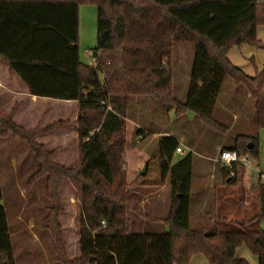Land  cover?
I'll list each match as a JSON object with an SVG mask.
<instances>
[{"label": "trees", "instance_id": "trees-1", "mask_svg": "<svg viewBox=\"0 0 264 264\" xmlns=\"http://www.w3.org/2000/svg\"><path fill=\"white\" fill-rule=\"evenodd\" d=\"M153 1L166 7L162 17L149 12L127 21L118 17L115 25L104 0H0V59L9 63L32 94L78 102L81 164L77 169L52 166L62 176L82 182L79 260L82 264H190L195 255L203 254L211 264H249L237 256V249L247 246L259 264H264V182L259 181L257 210L247 222L232 221L240 223L239 227L211 233L204 227L193 228V152L176 159L179 140L174 135L162 136L158 142L162 177L170 176L171 182V205L164 220L171 229L146 234L129 230L125 177L118 176L123 169L131 97H150L168 107L193 111L214 129L228 131L230 128L214 118V108L229 77L247 89L254 101L256 125L264 127V67L250 76L228 56L233 45L260 44L257 26L264 24V0ZM80 2L98 6V45L91 64L80 57ZM108 2L117 6L116 0ZM155 31L162 37L171 35V41L157 43ZM139 36L146 38L145 47L139 44ZM177 41L196 46L184 103L175 97L174 72L165 64ZM127 54L129 60L124 59ZM9 116L10 129L27 136V129L15 120L13 112ZM146 135L143 129L137 131L142 139ZM236 135L234 143L222 149L258 159L259 132ZM42 146L34 143L36 149ZM221 168L229 183L236 184L238 166ZM232 171L234 176H230ZM0 264H16L7 213L1 203Z\"/></svg>", "mask_w": 264, "mask_h": 264}, {"label": "rangeland", "instance_id": "rangeland-1", "mask_svg": "<svg viewBox=\"0 0 264 264\" xmlns=\"http://www.w3.org/2000/svg\"><path fill=\"white\" fill-rule=\"evenodd\" d=\"M108 1L104 0L107 3L105 7L115 25L118 17H125L126 21L133 20L139 14L142 16L148 12L162 17L167 10L166 7L156 6L153 0H138L132 5L125 3L126 0H116V7L109 5ZM79 14L80 57L85 64H91L94 62L93 50L98 45V6L91 2H80ZM161 17L158 16V19ZM146 23L154 30V25L152 26L148 21ZM153 37L157 39V43L162 42L161 40L168 43L172 39L171 35L162 37L159 31H155ZM139 38L142 41L139 44L145 47L146 38L141 36ZM257 38L259 45L254 43L233 45L228 53L232 63L250 76H255L264 67V24L257 26ZM195 52L194 43L177 41L171 47L169 62L166 63L165 60L166 66L170 64L174 72V92L184 102L187 99ZM130 58L129 54L124 57L128 60ZM3 75L6 76L0 69V76L4 79ZM4 83L8 84V81L4 79ZM8 87L15 92L23 89L20 83L16 84L12 81L9 82ZM1 88L4 89L1 90ZM14 94L16 93L6 86H0V183L2 187L0 203L7 213L16 264H70L69 262L82 264L79 260L81 257L80 227L83 194L80 188L82 182L62 176L52 166L79 168L82 157L78 140L75 138L76 131L79 132L78 116L76 113L71 115L72 103L61 100L46 101L37 110L23 108L20 110L22 111L20 120L26 123L22 126L28 133L24 137L20 131L10 129V109L15 101L19 102ZM165 108L161 103L148 98H136L131 108L133 124L130 121L128 125L127 148H130L129 151L136 152V155L131 157L129 153L124 155L121 165L123 169L118 176L125 177L123 191L127 192L126 202L130 206V209L126 211V216L130 219L129 230L146 234L171 229L164 223L172 199L170 176L163 179L158 161L160 155L158 142L162 137L159 133L168 129L185 137L186 142L183 143L189 146V152H193L195 165L192 182L194 194L191 226L204 227L209 233L218 231L217 229L221 231L239 227L240 223H234L222 216L218 219L217 208L213 203L206 208L211 212V216L206 217L205 210L197 203L196 192L201 183L200 161L203 159L209 162L207 170L212 166L216 171L215 188L217 186L233 187L222 172V165L216 161L220 152L217 150L216 143L224 141V146H231L237 136L236 133L244 129H247L248 134L259 132L260 155L258 159L252 158L258 165V169L264 172V127L258 128L256 125L252 97L244 86L237 85L229 77L226 79L214 108V118L223 126L230 128V132L222 131L223 135L215 130L210 122L201 121L198 118L194 121L187 120V122L182 119L172 121ZM14 118L16 120L15 116ZM139 129H143L147 134L141 141H138L137 136ZM207 130L211 132V135L202 143L197 142L196 133L207 134ZM218 135L221 136L220 139ZM34 143L37 146H43L36 149ZM197 143H199L198 146ZM145 152L149 157L147 162L144 160L145 156L143 157ZM137 153H140L142 158H138ZM145 164H148V172L146 175H141L140 171ZM243 172H245L242 175H245L243 183L252 191L249 195H253L256 193L253 190L259 185V173L253 169L244 171L243 167H239V175ZM254 198L257 197L252 196V199ZM249 218L246 217L242 222H247ZM261 227L264 229V219L261 220ZM237 256L246 259L249 264H259L258 257L247 246L238 248ZM190 264L211 263L203 254H197L191 259Z\"/></svg>", "mask_w": 264, "mask_h": 264}, {"label": "crops", "instance_id": "crops-1", "mask_svg": "<svg viewBox=\"0 0 264 264\" xmlns=\"http://www.w3.org/2000/svg\"><path fill=\"white\" fill-rule=\"evenodd\" d=\"M0 69L3 70V72L6 74V76L3 75V77H4V79L6 81H8V84H9L10 81H12V82H14L16 84L20 83L22 85L23 89H21L18 92H15V91H13L12 89H10L8 87L7 83H4V79L0 76V86L1 85L2 86H6L10 91H12L13 93H16V94H14L15 98L17 99V101H19L17 103L15 101L14 105L10 109L11 112H13L14 116L16 117V121L19 124L25 125L26 123L24 121L22 122V120H20V115H21L20 112H22L20 110H22L23 108H30L32 110L33 109L37 110V109L40 108V106L44 102L50 101L53 98L40 97V96L32 94L30 92L28 86L24 83V81H22V79L15 72H13L11 70L9 63L4 61V60H2V59H0ZM173 84H174V78H173ZM3 89L4 88H1V90H3ZM174 94H175V97L180 102L184 103V101H181L180 98L177 97L175 92H174ZM136 98L137 99L148 98V99H151V101H156L158 103H161L163 106L166 107L165 109L167 110L168 117L172 121H175V120H178V119L179 120L182 119L185 122H187V120L188 121H194L196 118H198L201 121H203V119L201 117H199L193 111L186 110V109L185 110H178L177 106L168 107L165 104H163L162 102L157 101V100H155L153 98H150V97H143V96L131 97V99H130V107H129V110H128V113H127V117H126V131H127V135H126V146H125V155H126V153L127 154L129 153V157L136 155V152L129 151L130 148L129 149L127 148L128 147L127 146L128 145L127 144V139H128V135H129L128 134V132H129L128 125H129L130 121L133 124V119H132L133 117L131 115V111H132L131 108L133 107V103H134ZM53 100L59 101L58 99H53ZM61 101L72 103L73 107H72L71 115L76 113V115L78 116L79 108H78V102L77 101H68V100H61ZM209 129H210V127H209ZM215 130H218V129H215ZM246 130L247 129H244L243 131L238 132L236 134H248V133H246V132H248ZM134 131H135V129H134ZM207 132H208L207 134H205V133H200L199 134L197 132L196 133V136H197L196 139L198 140L197 142L201 141V143H202L209 135H211L210 131L207 130ZM218 132L222 133V130H218ZM229 132H230V130H229ZM159 134L162 135V136H166V135H174V136H176L177 135L178 137L177 136L176 137L179 140V146L183 147L185 153L189 152V146L185 145L183 143V142H186V138L178 135L176 133V131L168 129L167 131L163 130V132H161ZM222 135H223V133H222ZM220 137L221 136H219V139H220ZM75 138L78 140V143H79V132L78 131H76V133H75ZM141 139H142V137L138 136V141H141ZM45 143H47V142L45 141ZM198 145H199V143H197V146ZM216 145H217V150L219 151V150H221L224 147V141L222 143H218V144L216 143ZM197 146H195V147H197ZM127 150L129 152H127ZM146 154L147 153L145 152L143 157L145 156L144 160L147 162L149 160V157ZM138 155H139L138 158H142V155H140V153H137V156ZM183 155L176 153V159L181 157V156H183ZM200 162H201V165H202V170L200 172L201 173V177H200L201 183H199V185H198L199 187L197 188L196 199H197V203H199V205L202 206V209L205 210V213H206L205 216L206 217H210L211 216V212L207 211L206 208L208 206L212 205V203L215 204V207L217 208L216 209L217 213L220 216H222V217H227V219L230 220V221H236V220L242 221L246 217H249L254 211L257 210V206H258L257 187L258 186L253 190L256 193L255 194L253 193V195H249V193L252 192V191L250 190V188H248L243 183L244 179H245V175L244 176H242V175L245 172H243V173H241V175H239V167H243V166H238V172H237L238 176H237V183L236 184H230L229 183L230 178L226 176L227 177L226 179H228V183L230 184V186H233V187H229L228 188L226 186V188H222V187L220 188L219 186H217L215 188L214 182H215V178L217 176L216 171L214 170V168H212V166H210V169L207 170V168H209V162L207 160L203 159ZM194 165H195V163L193 162V175H194ZM243 168H244V171H246V169H249V168H246V167H243ZM249 170H251V169H249ZM147 172H148V170H147ZM259 181L262 182V180H260V177H259ZM192 182H193V177H192ZM192 185L193 186H192L191 207H192L193 194H194V184H192ZM153 193L154 192H152V194ZM252 196L257 197V198L256 199L255 198L252 199ZM208 202H209V204H208ZM254 203H256V205ZM191 207H190V209H191L190 211H191V223H192V208Z\"/></svg>", "mask_w": 264, "mask_h": 264}, {"label": "built area", "instance_id": "built-area-1", "mask_svg": "<svg viewBox=\"0 0 264 264\" xmlns=\"http://www.w3.org/2000/svg\"><path fill=\"white\" fill-rule=\"evenodd\" d=\"M176 153L183 155L185 153L183 147L178 146ZM223 167L232 168L233 165L243 166L249 169H253L259 173L260 180L264 181V172L258 169V165L254 163L252 156L248 153L240 154L234 149H221L219 156L216 159ZM235 173L232 171L230 176H234Z\"/></svg>", "mask_w": 264, "mask_h": 264}, {"label": "water", "instance_id": "water-1", "mask_svg": "<svg viewBox=\"0 0 264 264\" xmlns=\"http://www.w3.org/2000/svg\"><path fill=\"white\" fill-rule=\"evenodd\" d=\"M248 147H249V148H252V147H253V144H252V143H249V144H248ZM147 170H148V165L145 164V166L143 167V169L140 171V174H141V175H145V174L147 173Z\"/></svg>", "mask_w": 264, "mask_h": 264}]
</instances>
